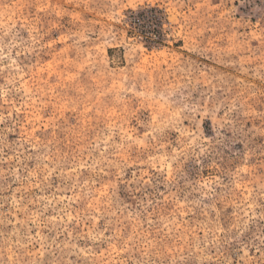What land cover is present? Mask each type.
<instances>
[{
	"label": "rangeland",
	"instance_id": "obj_1",
	"mask_svg": "<svg viewBox=\"0 0 264 264\" xmlns=\"http://www.w3.org/2000/svg\"><path fill=\"white\" fill-rule=\"evenodd\" d=\"M0 264H264V0H0Z\"/></svg>",
	"mask_w": 264,
	"mask_h": 264
}]
</instances>
